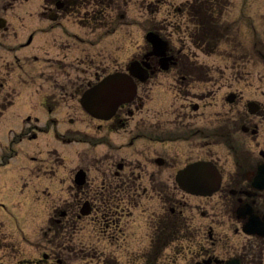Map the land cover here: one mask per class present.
Masks as SVG:
<instances>
[{"label":"flooded vegetation","instance_id":"af4514ba","mask_svg":"<svg viewBox=\"0 0 264 264\" xmlns=\"http://www.w3.org/2000/svg\"><path fill=\"white\" fill-rule=\"evenodd\" d=\"M12 35L11 80L0 66V119L17 105L22 87L29 92L25 82L32 72L30 37L17 29ZM141 54L137 58L154 71L150 77L158 73L171 83V117H136L142 96L125 104L126 117L108 124L121 126L123 139H103L108 148L92 154L90 179L73 188L74 198L57 200L70 204L58 210L59 202L53 203L46 264H67L76 239L77 253L91 264H264L263 73L253 69L255 61L248 68L253 60L246 54L231 69L176 54L165 72L159 57ZM0 61L8 62L1 54ZM31 130L16 136L30 137ZM195 160L211 161L221 175L211 195L180 191L175 173ZM81 202L89 214L79 215ZM86 224L90 236L83 233ZM182 248L189 257L177 263Z\"/></svg>","mask_w":264,"mask_h":264},{"label":"rangeland","instance_id":"374dc122","mask_svg":"<svg viewBox=\"0 0 264 264\" xmlns=\"http://www.w3.org/2000/svg\"><path fill=\"white\" fill-rule=\"evenodd\" d=\"M170 1L179 2L180 0L122 1L121 8H123L126 14L125 21L130 23L128 26H124L122 29L124 32L129 31L131 33L130 35L129 33H120L119 35H117L124 40H127L129 36L131 39L128 42L131 45V49H123L121 55L122 57L118 58L119 53L114 50L113 46H109L110 44H107V42H103V37L97 36L98 32L95 34L89 33L87 35L80 33V35L84 36H76L78 39L69 37L66 41L76 42V44L79 45V47H81L85 53L92 52L87 46L88 42L92 43L101 41V43H104L106 45V48L111 49L112 57L109 59V61H107L104 57L99 55L100 57H97L95 61V68H99L100 66H103L108 62H111L114 66L118 65V63H121V66L118 67V65L117 67L123 68L126 60L125 57L128 55L129 51H133V49L135 48L136 52L138 51L140 53V50L145 45L144 33L151 27H153V23L160 22L162 26L172 21V19H175L169 13V11H171L169 7ZM228 1L230 3L228 7L230 8V12L224 13L220 17V22L230 23V21H232L229 26L230 29L234 27L232 23L233 20L235 23L237 10L241 8L240 6H243V8H241V12L238 14L241 21L244 14L253 15L256 12L255 15L260 16V11L263 10L262 7L264 6V0H246L245 2H243L242 0ZM41 5H44L42 0H0V16L7 17V20L9 22L7 26L8 29L5 31V33L0 34V54L4 58H6L8 62L0 61V66L2 69V74L8 76L9 80H11V73H7L6 71L12 70L9 64L11 55L13 53L12 50H10L11 45L13 44V30H18V27H20L19 19L23 18V12H25L27 8L34 9ZM70 18L66 19L65 24L67 26H70L71 24L72 19ZM262 21H264V19H262ZM30 22L32 25L35 23L32 21ZM259 30V38L264 40V24L259 25ZM59 32H61L60 29L54 30L56 37H59ZM166 32H171L170 27L166 28ZM232 33L233 37H235L236 35H234V30H232ZM44 34L46 36V41H44L45 37L43 36H39V39L37 35L33 36L31 48L33 50H38L41 48H45V46L47 45L48 51L53 52L55 49L53 45V39L47 32ZM244 34L249 33L245 32ZM62 37H64V35H62ZM238 41H241V35L239 36ZM128 43L124 41V44ZM61 44L63 43H58V46H60ZM114 46L115 48L123 47L117 42L114 43ZM258 47L262 50L261 52L264 53V46ZM66 51L69 50L64 48L59 49L60 54L65 53ZM73 52L75 53V51ZM229 52L243 53L232 40H230L228 44H222L216 53L227 54ZM45 55L46 80L48 78H50V80L46 81L43 80V77L37 78L35 76L36 80L34 87L40 86V90L43 91V86L45 84L46 93L49 100L60 106V109L56 111V114H53V116L56 117V121H52L54 126L52 124L48 126V128L53 127L55 131L60 134L58 135L59 140L63 139V137L70 136L75 140H73L72 144L69 146H64V144L62 145L55 138L54 130L52 128L46 132V142H41L40 138L37 142L34 143H25L24 141L15 143V134H6L7 130L2 133L1 127L6 116H9V120L12 116H14L15 119L17 116L19 117L23 115L28 110H42L43 105L42 103H38L39 96H37L36 93L25 91L21 94L15 110L11 109V112L9 110V115H6L5 112L2 115L0 119V152L8 150L7 141L10 142L12 140L14 142V144L12 145L13 148L22 147V155L29 153L30 155H33L35 159L32 162L34 172L31 173H27L26 171V162L22 159L19 161L20 166H22L23 168V170L21 171V173H23V178H19V180L24 183L22 189H24L25 192L30 189L34 190V192L32 193L33 201L29 200V197L26 193L21 192V185L18 186L15 183V180L18 177V165L9 163L5 165L7 166V168H0V198L2 197V200L6 203L5 209H0V264H46V259L42 258V254L46 253V245L50 247V244L46 242V226L48 225L47 217L50 215V206L52 205V201H55V199L58 198L62 199L64 197H69L71 185L70 179H68V177L70 176V174L75 171L76 167L80 166H87L88 170H90V163H93L91 161V155L95 152H91V145H89L88 143L80 144L81 142H79L77 139H83L85 136L92 137V135L96 133L97 121L89 120V117L80 111L79 106L76 103V98L74 100L69 95L61 97L59 90H56L51 86L55 84V78L60 77L59 75L51 76L53 71L47 68V66H53L55 64L53 59L56 54H54V52L39 54L38 59L31 63L33 64L32 73H38V70H42V67L45 65V61L43 60L44 58H42V56ZM121 58L125 60L123 62H120L119 60ZM83 60H85V57ZM262 64L263 63H261V65ZM99 69L102 70L101 68ZM53 70H56V67ZM67 71L69 72V70ZM64 72L67 74L66 71ZM68 74L70 78H73V72ZM160 79V76L154 79V86L152 87V90L146 95L149 98L148 103L146 104V107L141 110V112L139 113L140 115L141 113H144V115L148 114L149 117H170V115H164L162 113L156 114L158 107H154L155 102H153V99L155 97L156 91L158 90V85L155 84H157ZM17 91H19V89ZM172 104L173 103H171L170 106H172ZM159 109L161 111L166 110L162 108ZM139 114L137 115L139 116ZM47 116L48 115L46 111V119ZM30 121L31 122L29 124H33L32 121H34V119L31 118ZM39 125H42V123H39ZM120 137H122V135ZM42 144L44 146L46 145V148L56 147L57 149H49L45 153V147ZM6 154L8 155L9 151H6ZM45 158L46 164L44 163ZM38 167L46 168V179L43 178V169L40 168L38 170ZM2 200L0 199V203L3 202ZM0 206H4V204ZM9 225L11 227H14L15 229V231L12 230V233L9 232L11 229ZM82 230L85 235H90L91 228L89 224L84 225ZM25 233L26 236L22 237V234ZM76 252H71L72 254L69 264H91L84 258L83 254ZM187 253L188 250L182 248V253L180 251L179 255L176 257L178 258L177 263L184 262L186 257H189V253Z\"/></svg>","mask_w":264,"mask_h":264}]
</instances>
